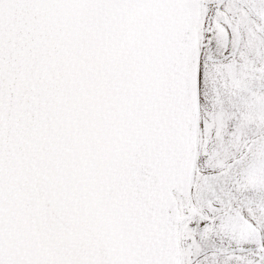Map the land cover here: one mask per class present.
I'll use <instances>...</instances> for the list:
<instances>
[{"label": "snow or ice", "instance_id": "snow-or-ice-1", "mask_svg": "<svg viewBox=\"0 0 264 264\" xmlns=\"http://www.w3.org/2000/svg\"><path fill=\"white\" fill-rule=\"evenodd\" d=\"M0 264H264V0H0Z\"/></svg>", "mask_w": 264, "mask_h": 264}]
</instances>
